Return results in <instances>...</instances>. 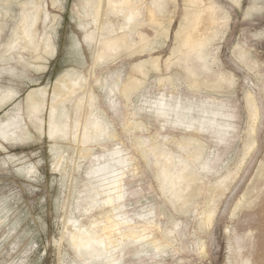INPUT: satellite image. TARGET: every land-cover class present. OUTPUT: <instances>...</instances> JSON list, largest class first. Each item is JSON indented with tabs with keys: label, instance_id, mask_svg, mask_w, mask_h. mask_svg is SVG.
<instances>
[{
	"label": "rangeland",
	"instance_id": "obj_1",
	"mask_svg": "<svg viewBox=\"0 0 264 264\" xmlns=\"http://www.w3.org/2000/svg\"><path fill=\"white\" fill-rule=\"evenodd\" d=\"M77 1L58 0L55 6L60 5L62 10L51 11L52 15L59 16L54 26L57 55L48 57L47 70L34 68L30 71L22 65L14 68L9 65L0 71V87L15 94L0 109V128L2 122L5 125L13 116L25 115V98L30 91L46 87L51 95L56 79L74 71L86 77L84 92L90 88L95 107L105 110L116 137L93 147L85 159L66 163L67 160L58 170L52 167V143L32 129L33 140L24 143L26 145H10L0 151V161L11 158L8 166L0 162V264H72L76 261L65 233L72 217L87 227L95 221L100 222L102 211L109 210L101 200H88L92 194L89 182H93L88 174L97 170L98 164L121 163L123 159L128 164L124 170L123 209L129 224L137 226L139 234L148 237L142 243L132 242L127 246L123 264H264V0H255L260 10L256 6L253 12L248 10L253 0H241L240 7L229 0H214L228 21L226 27L219 28L217 37L207 49L210 57L206 67L202 68L197 61L189 62L196 69L198 83L195 84L183 61L171 65L170 69L165 68L183 14L181 0L173 15L165 16L164 27L170 28L167 38L145 27L150 44L143 54L121 53L115 60L99 64L83 42L84 35L73 10ZM18 9L13 7L16 13ZM169 17H172L170 21ZM6 25L2 34L4 42L13 23L8 20ZM77 39L83 44L82 53L75 50ZM151 58L158 59L160 71H155L150 62L146 63L143 65L145 76L135 74L144 84L131 101L125 102L118 97L110 102L108 87L111 83L117 77L124 80L132 74L133 65ZM219 75L228 80L220 82L221 89L201 84ZM167 78L169 82H158ZM97 79L102 85L96 84ZM249 96L254 103V118L247 103ZM162 100L169 104L190 105L197 110L206 109L207 113H221L228 125L225 132L215 127L201 129L207 130L198 136L206 150L195 170L205 180L192 185L197 193L185 206L176 204L174 207L167 201L159 186L158 166L152 153L143 156L135 146L136 139H140L148 146L165 145L173 153L185 156L172 140L181 141L188 133L184 125L160 116L157 111ZM133 118L142 126L129 131L125 127ZM195 126L198 128V124ZM64 156L76 159L74 147L64 149ZM18 159L22 161L17 162ZM30 164L38 170L33 180L21 170ZM204 166L208 170H203ZM224 178L220 189L211 197L215 182ZM85 195L86 198L76 200ZM210 210H214L210 222L201 225V219L205 221ZM144 221H153L157 227L148 226V232L143 233L140 225ZM172 223L179 224L176 241L172 248L157 254L148 243L153 237L164 242L162 231L171 228ZM127 233L128 229L124 228L123 234Z\"/></svg>",
	"mask_w": 264,
	"mask_h": 264
},
{
	"label": "bare ground",
	"instance_id": "obj_2",
	"mask_svg": "<svg viewBox=\"0 0 264 264\" xmlns=\"http://www.w3.org/2000/svg\"><path fill=\"white\" fill-rule=\"evenodd\" d=\"M229 1L236 7L241 5V0ZM57 2L58 0H0V71H4L3 67L9 65L13 68L22 65L30 71L34 68L41 71L47 70L48 57L54 58L57 55L54 26L57 25L59 16L51 14L55 8L59 11L62 10L60 5L55 6ZM168 2L171 6H168ZM181 2L183 14L173 36L175 45L169 59L165 62V68L170 69L171 65H179L183 61L186 72L193 79L192 84H195L197 82L195 80L196 69L191 67L189 62L197 61L202 65V68L206 67L210 57L207 49L217 37L219 28L226 27L228 20L214 0H181ZM177 5L178 0H151L150 3H146V0H78L74 3L73 10L77 16L79 30L84 35L83 42L91 49L96 63L99 64L113 61L121 53H127L129 56L143 54L150 44L149 37L144 30L145 27L161 32L164 39L167 38L170 28L164 27V19L168 15H173L178 8ZM256 6L258 7L259 4L253 0L248 10L253 12ZM13 7L19 8L18 13L13 10ZM258 10H260L259 7ZM171 19L172 17H169L168 21ZM8 20L12 21L13 25L10 35L4 42L2 34ZM75 50H83L80 39L75 42ZM81 51L80 53H82ZM25 54L28 55L27 58ZM148 62L152 64L155 71H160L158 59L151 58L149 61L133 65L132 74L124 80L117 77L108 87V100L111 102L112 99L119 97L125 102L131 101L132 96L144 84L135 74L144 77L143 65ZM37 63L40 65H36ZM11 67L9 70L12 69ZM5 70L7 71V69ZM222 75L213 81L206 79L201 84L206 88L221 89L220 82L228 81ZM86 81V77L81 73L70 71L56 79L51 95L46 87L30 91L25 98V115H15L13 120L11 118V120H6L5 125V122H2L0 151H5L6 146L26 145L24 143L33 140L34 136L30 131L32 129L40 137L44 136L52 143L50 147L54 157L52 167L54 170H58L67 160L66 163L71 160L85 159L90 155L93 147L102 146L105 139H114L116 135L108 121L107 113L105 110L95 107V98L90 88L84 92ZM169 81L170 78H167L159 79L158 82L161 84ZM96 84L102 85L98 79ZM12 95H15L12 91L3 90L0 87V109L12 100ZM247 103L251 110V116L254 118L256 116L254 103L250 96ZM84 104H87V109ZM205 110H197L190 105L185 106L178 102L175 104H169L163 100L160 102L157 112L161 117L168 120L173 119L172 123L185 126L188 136L181 141L172 140L180 152H185V156L173 153L165 145L151 144L148 146L147 142L140 139H136L135 142V146L140 149L143 156L147 152L152 153L154 163L158 166L157 177L160 189L165 193L167 201L174 207L176 204L180 206L190 204L197 193L192 190V185L205 180V177L195 170V165L202 160L206 150L198 136L207 130L201 131V129L215 127L220 132H225L228 129L225 117L221 113H207ZM44 115H46V119ZM195 124H198V128ZM140 126L142 124L133 118L127 121L125 128L130 131L132 128ZM68 147H74L76 159L75 157L74 159L65 158L64 149ZM115 154L119 157V152ZM10 161L11 158L8 157L0 162L5 167ZM20 161L22 160H17V162ZM14 162L16 164V161ZM97 167V170H91V173L88 174L93 181L89 182L92 194H89L88 200L94 202L101 200L104 208L108 207L109 210L101 209L103 211L100 215L103 219L100 222L95 221L87 227L71 214L72 219L65 233L68 245L76 255V261L72 264H123L127 246L132 242L142 243L148 237L139 234L136 230L137 226L129 224V218L123 209L124 170L128 167L126 161L123 159L121 163L98 164ZM204 167L203 170L207 169L206 166ZM21 170L25 172L29 180L35 179L38 172L36 166L32 164ZM225 179L215 182V187L210 192L211 197L220 189ZM86 196L76 200L86 198ZM213 200L214 198H211V201ZM89 206L90 204H88ZM213 213L214 210H210L205 221L201 219V225L209 223ZM94 219L96 220V218ZM1 225L0 220V227ZM131 226L135 227L131 229ZM148 226L157 227L153 221H146L140 225L141 232L145 233L149 229ZM170 227L162 231L164 242L154 238L153 235L151 236L153 241L148 245L157 254L167 248H172L176 241V229L179 224L172 223ZM124 228L128 229L127 234H123Z\"/></svg>",
	"mask_w": 264,
	"mask_h": 264
}]
</instances>
